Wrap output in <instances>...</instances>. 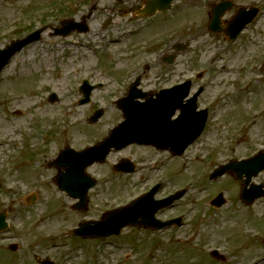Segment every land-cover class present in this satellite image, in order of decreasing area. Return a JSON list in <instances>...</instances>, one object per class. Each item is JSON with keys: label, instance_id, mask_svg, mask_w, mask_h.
I'll list each match as a JSON object with an SVG mask.
<instances>
[{"label": "rangeland", "instance_id": "obj_1", "mask_svg": "<svg viewBox=\"0 0 264 264\" xmlns=\"http://www.w3.org/2000/svg\"><path fill=\"white\" fill-rule=\"evenodd\" d=\"M141 1L0 0V47L44 25L60 27L62 20L79 18L94 3L98 4L89 21L90 35L77 37L81 34L74 32L67 37L50 36L46 31L42 42L16 54L3 73L0 135L9 136L16 130L18 143L10 149L0 145V212H8L11 220L8 231L0 236V264H38L46 257L57 264H249L264 255V198L250 208L239 201L240 185L232 177L224 176L214 182L208 178L215 161L264 149V34L259 32L264 31V2L239 1L244 5L258 4L261 12L250 30L225 54L220 53L223 48L219 51L216 47L224 42L222 34H209L205 27L208 21L202 1L174 6L164 15L173 25H164L159 31L151 27L120 42H101V24L112 19L107 33L113 39L130 25L121 20L123 9L129 11L132 3ZM161 34H169V44L176 42L175 35L184 43L190 42L184 51L185 69L194 66L209 71L205 75L209 87L202 98L211 106L210 126L190 155L188 152L186 160L190 156L192 161L185 163L189 168L185 167L184 173L175 169L183 165L178 160H169L172 164H166L164 171L140 170L130 179L121 174L113 176L108 166L93 167L91 170L98 172L101 180L109 177L111 181H102L93 189L88 210L75 211L71 209L74 200L61 194L53 183L55 171L47 168L46 161L56 157L68 143L80 149L94 142L122 119L115 104L121 95L117 88L123 85L124 73L130 66L152 64L154 43ZM72 38L81 42L75 45ZM82 43L90 47L84 48ZM16 71L19 74L12 79ZM84 77L92 83L102 80L104 86L93 92L91 104L79 105L78 88ZM52 92L58 95L53 103L49 101ZM99 108L105 109L104 115L89 125L86 114ZM30 155L36 160L29 164L26 160ZM121 155L131 156L136 162L145 158L143 163L149 164L165 158L147 147L128 148ZM112 159L116 160L117 155ZM162 172L172 177L165 182L164 191L189 179L196 181L181 201L183 206L169 212L187 211V223L179 232L159 234L126 228L119 237L106 240H83L71 234V229L83 219L100 218L106 210L128 203ZM140 174L150 177L149 181L142 182ZM255 181L264 182V172ZM219 191L225 192L227 203L222 208H207L208 197ZM32 193L38 196V203L27 208V197ZM240 229L249 236L241 237ZM256 231L258 236L252 238ZM11 243H17L18 250L12 251ZM214 248L224 253L228 261L212 258L209 251ZM259 264H264V260Z\"/></svg>", "mask_w": 264, "mask_h": 264}, {"label": "water", "instance_id": "obj_2", "mask_svg": "<svg viewBox=\"0 0 264 264\" xmlns=\"http://www.w3.org/2000/svg\"><path fill=\"white\" fill-rule=\"evenodd\" d=\"M253 15L254 13L249 15L247 20H250ZM67 23L68 21H64L63 24L66 25ZM79 30H86V27H80ZM70 31L71 30L65 32L64 34H67ZM39 35L40 31H37L28 38L15 42L12 47L0 50V66L6 63L14 51L20 49L23 45L36 40L39 38ZM188 86L189 85L187 84L186 89ZM133 94L134 93H132L129 97L131 99L127 98L120 101V107L124 110L126 121L123 122L119 127L115 128L112 131L111 136L104 142L96 145L94 148H91L88 151L76 153L70 157V164L67 167L66 174L61 173L59 177V186L62 189L68 191L73 197L81 198L83 203H86L88 189L95 183L85 175L84 171L88 165L92 164L97 159L102 161L112 147L120 149L130 143H152L154 142L153 139H156V137L162 138L161 135L150 133L147 130L146 125L148 119H151L153 122L159 120L160 122H164L165 118L162 117L161 114L156 116L155 112L147 109V105L135 101L134 98L136 95ZM53 98H55V96H53ZM191 120L193 122V127L191 128L192 131L194 126L197 124V119L192 117ZM199 132L200 131L197 128L191 132V137L186 136L185 139H190L189 141H191L199 134ZM94 154L96 156H94ZM66 155L67 153H64L63 157ZM241 167H243V169ZM228 169L229 171L233 172V175L238 181H241L246 185L250 182L252 176L257 175L261 170L264 169V153L258 154L248 161L236 164V166L231 165L228 167ZM225 171L226 169L223 168L220 173L216 174L221 175ZM243 172H246V180H242ZM85 179H87V182ZM259 194L263 195L264 192L258 193L253 198L258 197ZM252 201L253 199H251V202ZM165 205L166 201L155 202L151 199V194L146 195L128 207L107 213L101 221L82 223L78 229L73 231V233L76 235H82L84 237H92L119 234L121 229L127 225H143L158 228L159 225H155V222H153V216L160 207ZM4 220L5 215H0V231L6 227ZM45 264L51 263H49V261H45Z\"/></svg>", "mask_w": 264, "mask_h": 264}, {"label": "flooded vegetation", "instance_id": "obj_3", "mask_svg": "<svg viewBox=\"0 0 264 264\" xmlns=\"http://www.w3.org/2000/svg\"><path fill=\"white\" fill-rule=\"evenodd\" d=\"M189 1H195L198 3L202 1L204 4L203 7L205 8V12H206L204 15H205L206 19L209 21L211 7L214 4H216L217 2H220L221 0H179L180 4L183 3V5ZM235 9L230 10L224 16L223 21H222L223 26H225L227 24L228 20L233 17V15L235 13ZM158 15H159V13L152 18L146 19V21H148V23H149L147 28L153 27V31L155 29H156V31H159L160 28L165 25L167 20H170L169 18L164 17V16H160L157 19H153V18L157 17ZM130 21H131V23H133L135 20H134V18H132ZM160 36H162V37L157 39L154 43V48L156 50L154 64H156V65H149L147 67L145 66L140 73L138 71H134V73L132 74L133 76L129 77V79H132V81H130L128 83V87H127V91H128L130 84L133 81L137 80L138 77H140V82L143 84L142 87L144 88L143 91H145V93H147V99L154 101V102H160L156 99V94L159 91L164 90V89H169L172 86H175L179 83H182L184 81V78H185L184 77L185 66H184V60H183L184 51L179 50V45L184 42V39L179 38V36L175 35V38L173 39V41L176 40V42L169 44V42L171 41L169 39L170 38L169 34H166V35L161 34ZM170 51H175L176 56L175 55L170 56L168 54ZM171 57L174 58V61L177 59L179 64L177 63L178 65L176 67H173L171 64L168 63V60ZM131 68L135 69V67H131ZM188 100H189L188 98L183 99L182 100L183 104H185V102H188ZM198 101H200V99ZM164 102L168 103L167 101H164ZM177 102H179V101H177ZM180 113H181V107L175 108V110H173L172 119H175ZM208 114H209V111H208ZM146 147L151 148L152 150H155L156 152H162V153L168 154L167 150H159L155 146H146ZM130 148H132V147H130ZM115 153H118V152H115ZM124 156H126V155L117 156V159L115 161L119 162L120 160H122L124 158ZM128 157L132 158L131 156H128ZM143 159H145V158H142V161H146ZM134 160H136V159H134ZM141 179L142 180H149V178H147L145 175H143L141 177Z\"/></svg>", "mask_w": 264, "mask_h": 264}]
</instances>
